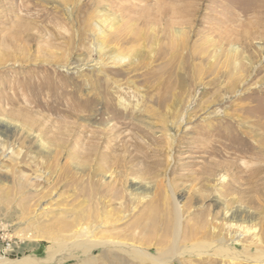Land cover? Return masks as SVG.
Masks as SVG:
<instances>
[{
	"label": "rangeland",
	"instance_id": "rangeland-1",
	"mask_svg": "<svg viewBox=\"0 0 264 264\" xmlns=\"http://www.w3.org/2000/svg\"><path fill=\"white\" fill-rule=\"evenodd\" d=\"M139 118H157L149 130L165 148L156 157L162 164L105 165L93 176L101 186L91 196L84 164L94 136L105 131L102 126H116L130 140ZM163 118L176 123L174 145ZM183 118L189 119L181 126ZM226 118H264V0H0V262L26 257L38 260L34 264H84L79 253L62 257L70 243L63 220L72 221L86 201L91 209V198L109 201L98 209L93 237L143 252L150 246L124 234L138 233L134 223L150 204L163 211L171 201L169 186L186 188L183 222L203 211L220 216L215 197L241 206L236 189L225 188L230 172L201 174L208 162L249 166L259 159L246 150L198 151L204 138L196 140L195 125ZM74 123L82 125L80 132ZM109 145L101 142V150ZM119 171L128 193L130 180L151 188L137 208L116 201L110 213V187ZM244 206L254 215L247 225L260 235L264 204ZM94 253L103 256L102 249ZM54 255L60 258L44 263Z\"/></svg>",
	"mask_w": 264,
	"mask_h": 264
},
{
	"label": "bare ground",
	"instance_id": "bare-ground-1",
	"mask_svg": "<svg viewBox=\"0 0 264 264\" xmlns=\"http://www.w3.org/2000/svg\"><path fill=\"white\" fill-rule=\"evenodd\" d=\"M111 58L117 62L126 60V57L121 55H113ZM84 67L80 64L74 65V68H77V70H82ZM116 72L121 73L120 70ZM93 91L94 89L90 85L88 87V94L91 95ZM85 104L87 105V103ZM250 109L249 105L245 106L246 111H250ZM153 119L157 118H139L138 122L140 123L133 124L135 131L130 140L122 136L120 129L116 126H102L105 131L94 136L98 140H94L91 148L85 153L86 164L84 165L90 169L87 175L89 176V180L86 183L91 196H94L92 192L96 190L98 192L101 186L100 182L93 176L106 168L105 165L114 169L128 167V165L130 167L131 164H134L139 159L147 166H151V169L159 164L161 160L156 159L157 154L163 152L165 148L159 145V143H162L161 141H154L155 137L149 130V127L153 125ZM186 119L188 120L189 118ZM186 119L179 120L181 121L179 124L182 126ZM95 121H93V124ZM160 122L166 124V134L170 137L171 144L174 145L176 134L172 133V130L176 127V123L170 118H163ZM71 126L77 132L82 127L80 123H74ZM195 128L197 129V135H199L196 137V140L201 141L204 138L198 145V151L216 150L217 148L223 150H246L259 156V159L255 161L256 163H251L249 166H242L235 161H231L229 163L208 162L202 168L201 174L205 179L210 178L209 176L213 174L215 175L218 169L230 172L232 179L226 184L225 188L236 189L239 195H237L239 197L237 199L242 202L241 206L234 208L228 203H223L220 198L215 197L213 205L221 209L222 214L220 216H213L209 211H203L199 215L194 216L190 221L183 222V212L180 202L185 197L184 191H186V188L181 186V189H177L174 186H169L168 190L171 194V201L169 204H166L163 211L158 205L150 204L148 207V209H151L150 212L146 210L139 213V216L144 215L146 217V221H142L139 216L137 217V221H134L135 228L139 230L138 233L124 234L128 240L142 242L150 246L147 251L143 252L142 248H136V246L134 247L121 240L108 241L93 237L95 236L94 231L99 224L100 215L98 209L106 206L109 201L104 202L101 199L95 201V198H91L93 202L89 204L91 209H85L88 205L86 201L85 204L79 207L78 212L73 215L72 221L68 219L63 220V228L68 232L64 235L68 237L70 243L65 248L62 257L70 258L75 253H79L84 255V258L80 255L76 256V258L80 259L84 264H97L101 261L103 264L113 262L117 264H130V262H136L137 264H168L170 261H177L179 264H183L184 258L186 259L187 257L190 258L187 264H244L247 262L264 264V221L262 223L261 234L258 235L256 228L246 223L248 219H253L254 215L251 210L244 206V204L253 206H262L264 204V182L259 183V180L264 179V118H226L219 119L216 122L204 120L197 123ZM140 137L141 139H143L142 137H147V143L139 141ZM143 140L145 141V139ZM182 140V143L187 146L189 143L187 138ZM105 141L110 142L109 151L101 150V142ZM152 144L156 146L152 147ZM150 148L154 151L151 152ZM159 174L157 171L154 173L155 176ZM241 178H245L243 182L240 181ZM114 180L116 183L110 187L109 193L110 213L114 209L112 206H114L116 201H120L121 205H128L135 209L139 205V202L148 198V195H144L143 192L150 190V184H141L130 180L131 190L128 193L125 189V179L121 172L115 175ZM202 181L204 182V180ZM245 185L247 186L242 188ZM47 238L52 239L51 237ZM154 239H156L155 243L158 247L150 245V242ZM97 249H102V257L94 253ZM153 249H156L157 254L152 253ZM58 258L60 256L54 255L46 259L44 263H50ZM37 262L38 260L34 258L24 257L19 261L6 260L2 263L0 262V264H34Z\"/></svg>",
	"mask_w": 264,
	"mask_h": 264
}]
</instances>
